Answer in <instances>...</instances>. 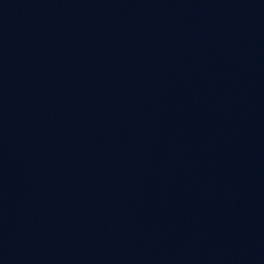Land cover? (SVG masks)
<instances>
[{
    "label": "water",
    "instance_id": "obj_1",
    "mask_svg": "<svg viewBox=\"0 0 264 264\" xmlns=\"http://www.w3.org/2000/svg\"><path fill=\"white\" fill-rule=\"evenodd\" d=\"M0 264H264V0H0Z\"/></svg>",
    "mask_w": 264,
    "mask_h": 264
}]
</instances>
